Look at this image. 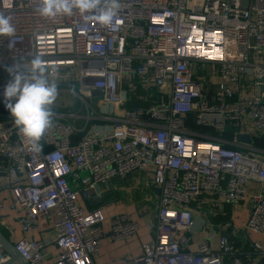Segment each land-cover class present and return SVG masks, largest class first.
<instances>
[{
	"label": "built area",
	"instance_id": "1",
	"mask_svg": "<svg viewBox=\"0 0 264 264\" xmlns=\"http://www.w3.org/2000/svg\"><path fill=\"white\" fill-rule=\"evenodd\" d=\"M121 3L113 25L102 26L92 13L46 18L39 0H0L16 29L11 46L0 37V228L28 264H108L94 258L104 225L112 240H127L138 222L106 220L82 203L97 185L142 171L159 190L155 236L120 264H263L264 0ZM35 56L71 95L52 106L39 153L3 97L7 69ZM138 89L151 103L125 107ZM208 194L233 207L246 198L241 228L261 235L250 253L226 233L191 244L190 204ZM41 219L48 235L35 238ZM8 259L0 248V264Z\"/></svg>",
	"mask_w": 264,
	"mask_h": 264
},
{
	"label": "crops",
	"instance_id": "2",
	"mask_svg": "<svg viewBox=\"0 0 264 264\" xmlns=\"http://www.w3.org/2000/svg\"><path fill=\"white\" fill-rule=\"evenodd\" d=\"M100 189L101 201L95 198L83 202L87 209L99 207L106 220L119 214H131L138 222L136 233L127 240H112L109 237L108 225H104L105 237L101 242V246L95 261H105L108 264H120V260L124 257H132L140 252L141 246L154 239L155 230L154 223L156 221L157 203L159 197L158 188L152 183L151 173L149 172H133L127 174L123 178L113 177L105 183L98 185ZM248 190H255L257 186L253 183L247 186ZM95 196V190L93 196ZM224 204L221 203L216 195L201 196L198 201L190 204L195 210V223L191 233L192 243L196 245L199 241L209 235H218L226 233L234 239L236 247L245 256L252 250V243L261 238L258 233L245 232L241 228L242 223L247 219V201L244 198L237 207H231V218L228 221H213V218L221 217ZM9 212L7 211V213ZM230 222L231 226L222 228L224 223ZM41 230L33 234L35 238L47 236L49 226L46 220L38 221ZM10 227L14 229L17 236H21V232L16 222H12ZM201 228L205 230V234L201 232ZM8 235V234H7ZM11 240V239H10ZM13 242V240H11ZM54 245L50 246L52 253L56 252Z\"/></svg>",
	"mask_w": 264,
	"mask_h": 264
},
{
	"label": "clouds",
	"instance_id": "3",
	"mask_svg": "<svg viewBox=\"0 0 264 264\" xmlns=\"http://www.w3.org/2000/svg\"><path fill=\"white\" fill-rule=\"evenodd\" d=\"M122 8L121 0H39L37 12L46 18L73 15L78 12L84 19L89 13L102 26H112L114 17ZM16 32L10 16L0 14V37L10 40ZM10 80L5 85L3 97L6 108L31 150L41 151L40 141L53 126L52 106L58 97V84L42 66L41 58L21 60L7 69ZM75 95V90H72Z\"/></svg>",
	"mask_w": 264,
	"mask_h": 264
},
{
	"label": "water",
	"instance_id": "4",
	"mask_svg": "<svg viewBox=\"0 0 264 264\" xmlns=\"http://www.w3.org/2000/svg\"><path fill=\"white\" fill-rule=\"evenodd\" d=\"M264 81V77L262 78ZM264 90V87L262 88ZM237 140L249 142V138L247 136H237ZM103 195V194H102ZM100 189L98 185L95 187V196L92 199L98 200L96 203L101 201ZM91 199V200H92ZM0 248L3 252L9 255V259L5 264H28L27 260L24 259L21 254L16 250L12 242L5 236L3 231L0 229Z\"/></svg>",
	"mask_w": 264,
	"mask_h": 264
},
{
	"label": "trees",
	"instance_id": "5",
	"mask_svg": "<svg viewBox=\"0 0 264 264\" xmlns=\"http://www.w3.org/2000/svg\"><path fill=\"white\" fill-rule=\"evenodd\" d=\"M143 95H144L143 90L138 89V90L136 91V94L133 95V96L131 97V99H129V100L124 104V106H125V107H128V108H130V107H147V106L151 103V99L145 101V100L142 98ZM59 110H60V109H59ZM0 113H1V108H0ZM1 119H2V118H0V120H1ZM0 159H1V158H0ZM223 204H224V206H223V212H224V214L221 215V217L213 218V221L218 222V221H220V220H223V221H228V220H230V218H231V212H230V209H231L232 205H231V204H225V203H223ZM94 208H96V207H94ZM90 209H92V208H90ZM0 229H1V228H0ZM1 230L3 231V233L5 234V236L8 237L7 233H6L3 229H1ZM263 264H264V260H263Z\"/></svg>",
	"mask_w": 264,
	"mask_h": 264
},
{
	"label": "rangeland",
	"instance_id": "6",
	"mask_svg": "<svg viewBox=\"0 0 264 264\" xmlns=\"http://www.w3.org/2000/svg\"><path fill=\"white\" fill-rule=\"evenodd\" d=\"M71 95L69 94L68 91H62V92H59L58 94V97H57V100L56 101H60V102H63L64 104H66L67 100L69 99ZM55 105H58L57 103H55ZM67 105V104H66ZM82 175H86V172H82ZM205 234V230H203L201 228V232H200V235Z\"/></svg>",
	"mask_w": 264,
	"mask_h": 264
}]
</instances>
